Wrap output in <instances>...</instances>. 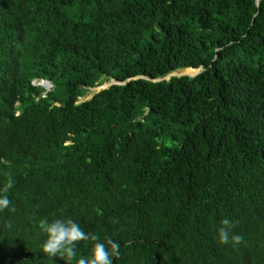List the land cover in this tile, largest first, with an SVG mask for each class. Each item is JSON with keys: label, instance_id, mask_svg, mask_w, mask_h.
<instances>
[{"label": "trees", "instance_id": "trees-1", "mask_svg": "<svg viewBox=\"0 0 264 264\" xmlns=\"http://www.w3.org/2000/svg\"><path fill=\"white\" fill-rule=\"evenodd\" d=\"M9 180L0 264H67L42 251L56 216L114 264H264V0H0Z\"/></svg>", "mask_w": 264, "mask_h": 264}, {"label": "clouds", "instance_id": "clouds-1", "mask_svg": "<svg viewBox=\"0 0 264 264\" xmlns=\"http://www.w3.org/2000/svg\"><path fill=\"white\" fill-rule=\"evenodd\" d=\"M13 187L14 182L9 180L6 187L0 189V211L11 210L12 200L8 193ZM38 226L44 235L42 251L49 258L59 257L67 264H114V259L120 255L119 242L107 237L101 239L99 234L86 231L81 223L72 217H43L38 221ZM234 228L235 224L231 218H223L217 230L219 241L223 244L240 241L242 238L234 233ZM83 241L91 244V252L87 256L78 254L80 242Z\"/></svg>", "mask_w": 264, "mask_h": 264}, {"label": "water", "instance_id": "water-1", "mask_svg": "<svg viewBox=\"0 0 264 264\" xmlns=\"http://www.w3.org/2000/svg\"><path fill=\"white\" fill-rule=\"evenodd\" d=\"M192 70L195 71L194 74H189V73L188 74H179L178 72H175V73H172L171 75H169L168 77H166V79L169 80L173 76H190V77H196V76H198L203 71L202 69H199V70L192 69ZM158 81H161V80H158ZM115 84H118V82L115 81V80H113L110 85H104V86L98 88V93L101 92V91H103V90L108 89L109 87H111L112 85H115ZM40 85H42L46 89H49L50 87H52V84L49 81H42L40 83Z\"/></svg>", "mask_w": 264, "mask_h": 264}, {"label": "rangeland", "instance_id": "rangeland-1", "mask_svg": "<svg viewBox=\"0 0 264 264\" xmlns=\"http://www.w3.org/2000/svg\"><path fill=\"white\" fill-rule=\"evenodd\" d=\"M188 70H186V71H179L178 73L179 74H188V72H187ZM106 87V86H105ZM52 89V88H51ZM98 93V88L97 89H93V90H91L90 92H89V94L85 97V98H83V99H81V101L80 102H85V101H87V100H90L91 98H93V96L95 95V94H97Z\"/></svg>", "mask_w": 264, "mask_h": 264}, {"label": "bare ground", "instance_id": "bare-ground-1", "mask_svg": "<svg viewBox=\"0 0 264 264\" xmlns=\"http://www.w3.org/2000/svg\"><path fill=\"white\" fill-rule=\"evenodd\" d=\"M187 72H188L189 74H194V73H195V71H193L192 69H189Z\"/></svg>", "mask_w": 264, "mask_h": 264}]
</instances>
